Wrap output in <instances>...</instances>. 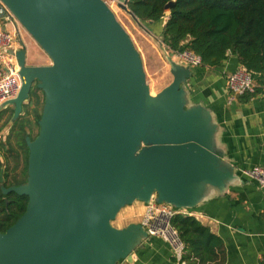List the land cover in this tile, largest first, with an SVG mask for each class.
I'll list each match as a JSON object with an SVG mask.
<instances>
[{
	"label": "water",
	"instance_id": "obj_1",
	"mask_svg": "<svg viewBox=\"0 0 264 264\" xmlns=\"http://www.w3.org/2000/svg\"><path fill=\"white\" fill-rule=\"evenodd\" d=\"M1 1L51 64L29 65L18 48L21 86L0 105L12 107V122L34 84L43 92L38 132L26 136V181L0 185L6 201L10 192L28 198L0 232V264H132L148 233L140 222L112 225L121 208L191 209L240 181L219 152L210 110L190 100V66L161 39L172 79L151 94L141 56L104 0ZM117 1L142 26L129 0Z\"/></svg>",
	"mask_w": 264,
	"mask_h": 264
},
{
	"label": "trees",
	"instance_id": "obj_2",
	"mask_svg": "<svg viewBox=\"0 0 264 264\" xmlns=\"http://www.w3.org/2000/svg\"><path fill=\"white\" fill-rule=\"evenodd\" d=\"M169 1L129 0L128 8L141 22L162 23L167 12L164 6ZM160 27V38L169 52L192 51L205 67L216 66L234 54L243 68L252 74H264V0H175ZM38 91L43 95L34 84L22 114L12 121L5 139L0 138V185L26 181V136L31 139L36 136L31 135V129L33 125L38 127L42 111L38 109ZM8 111L12 118V110L6 108L0 111V120ZM7 199L6 205L0 189V232L24 213L28 200L27 196L14 192ZM171 223L184 243V264H224L223 240L208 226L193 215L182 213L173 215ZM257 264H264V255Z\"/></svg>",
	"mask_w": 264,
	"mask_h": 264
},
{
	"label": "crops",
	"instance_id": "obj_3",
	"mask_svg": "<svg viewBox=\"0 0 264 264\" xmlns=\"http://www.w3.org/2000/svg\"><path fill=\"white\" fill-rule=\"evenodd\" d=\"M15 23L18 44L35 48L36 42ZM25 50L26 60L36 61L33 65L44 63L43 50H34L32 54ZM239 67L241 64L234 54L213 67L190 66L191 76L185 81L190 100L210 110L218 124L219 152L231 163L240 181L230 185L224 194H213L186 211L221 237L224 264H257L264 255V188L244 176L243 171L256 165L264 166V92L258 89L254 95H240L230 102L226 76ZM253 76L259 82L264 80L262 73ZM143 211L144 207H133L126 222L117 227L141 222L138 216ZM132 256V264H178L168 243L156 236L148 235Z\"/></svg>",
	"mask_w": 264,
	"mask_h": 264
},
{
	"label": "built area",
	"instance_id": "obj_4",
	"mask_svg": "<svg viewBox=\"0 0 264 264\" xmlns=\"http://www.w3.org/2000/svg\"><path fill=\"white\" fill-rule=\"evenodd\" d=\"M15 22L14 16L0 0V105L14 98L21 86V79L18 75L19 66L15 56L19 45L16 40ZM173 54L174 58L183 65H201L200 57L192 51L185 50ZM226 88L228 100L231 102L240 95L256 94L258 89L264 92V80L260 82L255 80L253 74L241 66L227 74ZM243 175L264 188V166H253L244 170ZM145 206L146 209L140 223L148 235L160 237L166 241L175 262L184 264L182 260L184 243L172 225L171 218L177 213L185 214L187 209L175 208L167 203L155 201Z\"/></svg>",
	"mask_w": 264,
	"mask_h": 264
},
{
	"label": "rangeland",
	"instance_id": "obj_5",
	"mask_svg": "<svg viewBox=\"0 0 264 264\" xmlns=\"http://www.w3.org/2000/svg\"><path fill=\"white\" fill-rule=\"evenodd\" d=\"M108 7L111 9V11L114 13L117 21L122 25V27L125 29V31L130 36L135 48L138 50L143 64V70L145 73L146 83L149 86V90L151 94H156L159 92L164 86H166L172 79V76L169 72V65L167 63V60L165 59L163 53L159 49L156 40L161 39V22L149 24L147 22H142V26H139L129 14H127L122 8L118 6L117 0H104ZM168 15V12H166L164 20L166 19ZM162 19V20H163ZM160 23V24H159ZM16 26L20 28V30L29 36L32 40V42H35L33 38L28 34V32L17 22L16 20ZM149 30V32L146 29ZM17 35V34H16ZM35 44V48H28L24 43L23 47L25 49H28L30 53H34V50H40L39 46ZM28 45V44H27ZM18 48H21V44L18 45ZM42 50V49H41ZM40 50V51H41ZM42 57H44V63L40 65H49L51 64V59L49 56L43 51ZM33 60V59H32ZM31 58L26 60V63L29 65H33L36 61H32ZM32 63V64H31ZM39 95V103H38V109L40 110L42 108L43 103V95L40 91H38ZM28 102V101H27ZM26 102V103H27ZM8 109H12V107H8ZM31 121H34V117L32 115L28 116ZM10 118V112H6L2 119L0 120V126L3 124L2 129L0 131V138L2 140L5 139V136L7 135L9 131V127L11 126V118ZM9 119L7 123H5V120ZM38 132V127L36 125L32 126L31 129V135L35 136ZM135 206H139V208L144 207L143 214L145 212L146 206H144V203H141L140 201H136L130 205H126L123 208H121L115 217V219L112 221V225L119 226L126 222L128 219V212ZM141 210V209H140ZM143 214H140L138 218L142 220Z\"/></svg>",
	"mask_w": 264,
	"mask_h": 264
},
{
	"label": "flooded vegetation",
	"instance_id": "obj_6",
	"mask_svg": "<svg viewBox=\"0 0 264 264\" xmlns=\"http://www.w3.org/2000/svg\"><path fill=\"white\" fill-rule=\"evenodd\" d=\"M22 184V183H21ZM13 185H19V184H13ZM13 185H10V186H13ZM6 187H9V186H6ZM11 193V192H10ZM9 194V193H8ZM7 194V195H8ZM7 195H6V199H7ZM4 199H5V197H4ZM5 203H6V205H7V203H8V199H7V201L5 200Z\"/></svg>",
	"mask_w": 264,
	"mask_h": 264
}]
</instances>
